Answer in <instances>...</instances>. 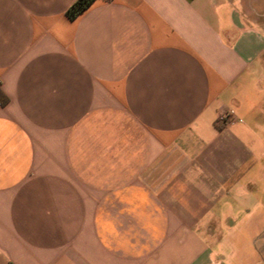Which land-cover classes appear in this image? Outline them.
Instances as JSON below:
<instances>
[{"label": "crops", "instance_id": "crops-1", "mask_svg": "<svg viewBox=\"0 0 264 264\" xmlns=\"http://www.w3.org/2000/svg\"><path fill=\"white\" fill-rule=\"evenodd\" d=\"M75 1L0 0V264H242L264 0Z\"/></svg>", "mask_w": 264, "mask_h": 264}, {"label": "rangeland", "instance_id": "rangeland-1", "mask_svg": "<svg viewBox=\"0 0 264 264\" xmlns=\"http://www.w3.org/2000/svg\"><path fill=\"white\" fill-rule=\"evenodd\" d=\"M260 21H264L262 17ZM260 211L261 220L249 230L243 232L242 240L234 242L233 248L238 258L234 262L242 264H264V215Z\"/></svg>", "mask_w": 264, "mask_h": 264}, {"label": "trees", "instance_id": "trees-1", "mask_svg": "<svg viewBox=\"0 0 264 264\" xmlns=\"http://www.w3.org/2000/svg\"><path fill=\"white\" fill-rule=\"evenodd\" d=\"M97 0H76L73 5L66 12V17L69 21H75L78 17L83 15ZM7 102L3 99V103Z\"/></svg>", "mask_w": 264, "mask_h": 264}, {"label": "built area", "instance_id": "built-area-1", "mask_svg": "<svg viewBox=\"0 0 264 264\" xmlns=\"http://www.w3.org/2000/svg\"><path fill=\"white\" fill-rule=\"evenodd\" d=\"M231 119H233V116L227 112L222 113L218 118V123L221 125H225L227 122H229Z\"/></svg>", "mask_w": 264, "mask_h": 264}]
</instances>
